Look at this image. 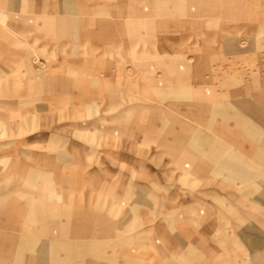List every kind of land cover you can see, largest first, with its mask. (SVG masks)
Returning a JSON list of instances; mask_svg holds the SVG:
<instances>
[{"label": "rangeland", "instance_id": "rangeland-1", "mask_svg": "<svg viewBox=\"0 0 264 264\" xmlns=\"http://www.w3.org/2000/svg\"><path fill=\"white\" fill-rule=\"evenodd\" d=\"M263 250L264 0H0V264Z\"/></svg>", "mask_w": 264, "mask_h": 264}, {"label": "bare ground", "instance_id": "bare-ground-1", "mask_svg": "<svg viewBox=\"0 0 264 264\" xmlns=\"http://www.w3.org/2000/svg\"><path fill=\"white\" fill-rule=\"evenodd\" d=\"M220 151V152H219ZM221 147H219V145H215V146H211L210 147V150H209V153H208V157L209 158H207V160L208 161H210V162H212V159H217L219 156H222V153H221ZM194 154V153H193ZM206 163V162H205ZM258 175L257 174H254V173H252L251 174V180L254 182L257 178H259V177H257ZM244 183H245V181H244ZM255 183V182H254ZM249 188H250V190L251 191H255V192H259L260 191V188H259V186L258 185H256V184H251L250 186H249ZM39 210H41V208H39ZM71 228V227H70ZM209 250V249H208ZM263 252H264V250H263Z\"/></svg>", "mask_w": 264, "mask_h": 264}, {"label": "crops", "instance_id": "crops-1", "mask_svg": "<svg viewBox=\"0 0 264 264\" xmlns=\"http://www.w3.org/2000/svg\"><path fill=\"white\" fill-rule=\"evenodd\" d=\"M211 251V250H210Z\"/></svg>", "mask_w": 264, "mask_h": 264}]
</instances>
